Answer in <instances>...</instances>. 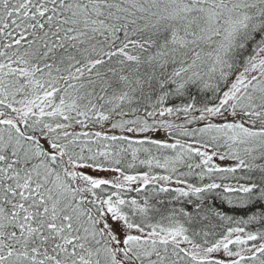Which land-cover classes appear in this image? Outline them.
Instances as JSON below:
<instances>
[{
  "label": "snow or ice",
  "instance_id": "obj_1",
  "mask_svg": "<svg viewBox=\"0 0 264 264\" xmlns=\"http://www.w3.org/2000/svg\"><path fill=\"white\" fill-rule=\"evenodd\" d=\"M0 264H264V0H0Z\"/></svg>",
  "mask_w": 264,
  "mask_h": 264
}]
</instances>
